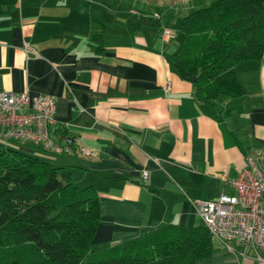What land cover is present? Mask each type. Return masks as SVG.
<instances>
[{
	"label": "crops",
	"instance_id": "0c3cea01",
	"mask_svg": "<svg viewBox=\"0 0 264 264\" xmlns=\"http://www.w3.org/2000/svg\"><path fill=\"white\" fill-rule=\"evenodd\" d=\"M206 1L20 0L0 8V90L52 97L58 126L96 153L53 156L21 146L69 171L78 189L96 191L95 250L165 225L205 227L195 201L234 196L222 177L236 178L246 154L264 149V55L238 65L244 96L215 107L199 102L172 65L178 35L164 18L178 14L180 24ZM126 7L141 8L138 29L108 28L124 23ZM93 35L104 36L100 51ZM214 245L206 264H264L254 251L242 257Z\"/></svg>",
	"mask_w": 264,
	"mask_h": 264
},
{
	"label": "trees",
	"instance_id": "16d2710c",
	"mask_svg": "<svg viewBox=\"0 0 264 264\" xmlns=\"http://www.w3.org/2000/svg\"><path fill=\"white\" fill-rule=\"evenodd\" d=\"M19 1L0 0V8ZM180 33L172 65L182 79H196L198 101L215 107L239 99L238 65L264 55V0L206 1L183 18ZM92 38L100 51L104 36ZM23 145L0 143V264H206L216 251L205 227L173 224L95 250L102 224L96 191L78 189L69 171Z\"/></svg>",
	"mask_w": 264,
	"mask_h": 264
},
{
	"label": "built area",
	"instance_id": "2783aa9c",
	"mask_svg": "<svg viewBox=\"0 0 264 264\" xmlns=\"http://www.w3.org/2000/svg\"><path fill=\"white\" fill-rule=\"evenodd\" d=\"M171 37V30L164 29V40ZM55 113L52 97L31 98L26 93L0 90V143L37 146L53 156L75 152L94 157V150L80 145L69 133L54 134L58 127ZM61 128L68 131L65 126ZM148 177L144 171L142 180ZM222 179L235 191L234 196L222 194L218 200L195 201L205 228L229 252L246 257L254 251L264 261V149L246 154L245 166L236 178Z\"/></svg>",
	"mask_w": 264,
	"mask_h": 264
},
{
	"label": "rangeland",
	"instance_id": "374dc122",
	"mask_svg": "<svg viewBox=\"0 0 264 264\" xmlns=\"http://www.w3.org/2000/svg\"><path fill=\"white\" fill-rule=\"evenodd\" d=\"M80 1H82V2H84V0H80ZM85 1H88V0H85ZM126 1H128V0H126ZM85 3V2H84ZM127 3V2H126ZM130 4H131V2H130ZM91 10H92V12H95V14H98L99 12H98V8L97 7H91ZM135 10V12H136V14L135 15H133L132 14V11H134ZM108 12V11H107ZM122 12L123 13H126V14H124L123 15V17H122V20L124 21V23H121V24H109L108 26V28H112V27H116L117 29H120V30H125L126 28H131L132 30H136V29H138V27H139V25H137L136 26V22H137V20L138 21H141L140 19L141 18H143L142 17V14H141V8H137V9H130V8H124V9H122ZM95 14H93V17L95 16ZM178 14H174V15H171V17H168V18H164V22H166V24L168 25V26H170V28L173 30V32H174V34L176 35V33H177V39H176V41L178 42L179 40H180V38H181V33H180V24H179V22L177 21V23L176 22H174L175 20L173 19L174 17H176ZM101 16V15H100ZM157 18H159V16H157ZM95 20H104L103 19V16H101V18H98V17H95L94 18ZM170 21V22H169ZM96 26H97V23H96ZM134 26H136V27H134ZM134 28V29H133ZM163 31H164V29L162 30V36H163ZM123 34H125V32H122ZM40 154H42L43 156H46V157H49V155H47V154H45V153H40Z\"/></svg>",
	"mask_w": 264,
	"mask_h": 264
},
{
	"label": "water",
	"instance_id": "95a60500",
	"mask_svg": "<svg viewBox=\"0 0 264 264\" xmlns=\"http://www.w3.org/2000/svg\"><path fill=\"white\" fill-rule=\"evenodd\" d=\"M195 80H196V79H195V78H193V79H192V82H194Z\"/></svg>",
	"mask_w": 264,
	"mask_h": 264
}]
</instances>
